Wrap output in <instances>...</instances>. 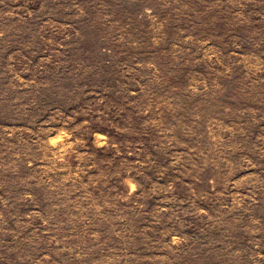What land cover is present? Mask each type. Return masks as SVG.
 <instances>
[{
	"label": "rangeland",
	"instance_id": "374dc122",
	"mask_svg": "<svg viewBox=\"0 0 264 264\" xmlns=\"http://www.w3.org/2000/svg\"><path fill=\"white\" fill-rule=\"evenodd\" d=\"M0 264H264V0H0Z\"/></svg>",
	"mask_w": 264,
	"mask_h": 264
}]
</instances>
